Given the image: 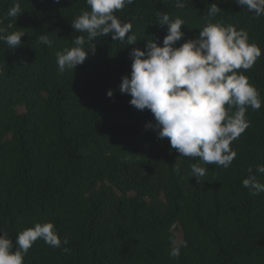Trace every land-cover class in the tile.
<instances>
[{"label": "trees", "instance_id": "trees-1", "mask_svg": "<svg viewBox=\"0 0 264 264\" xmlns=\"http://www.w3.org/2000/svg\"><path fill=\"white\" fill-rule=\"evenodd\" d=\"M16 3L21 12L11 17ZM213 3L221 11L210 15ZM84 11L86 0H0L3 35L24 32L15 49L0 40V234L15 250L22 231L53 223L61 246L37 239L23 264H264V192L242 184L250 168L264 183L256 171L264 165V14L236 0H134L114 15L131 23L135 44L98 36L94 54L60 72L57 52L87 39L72 27ZM158 13L184 21L176 48L220 24L245 30L261 49L250 69L236 70L261 107L247 106L250 126L231 143L236 157L227 168L180 156L158 138L153 114L119 91L132 49L146 51L151 39L162 46L167 28ZM46 34L51 46L39 41ZM193 164L207 169L199 183ZM173 241L178 258L170 256Z\"/></svg>", "mask_w": 264, "mask_h": 264}, {"label": "clouds", "instance_id": "clouds-1", "mask_svg": "<svg viewBox=\"0 0 264 264\" xmlns=\"http://www.w3.org/2000/svg\"><path fill=\"white\" fill-rule=\"evenodd\" d=\"M58 3L59 0H56ZM91 11L72 21L76 32L87 33L77 36L75 47L57 52V64L60 72L66 68L75 69L94 54L95 44L91 43L98 36H111L113 40L123 41L127 38L129 45L136 43V37L129 35L132 25L114 15L116 10L131 5L134 0H86ZM248 11L256 15L264 14V0H236ZM180 6H183L181 4ZM209 14L221 9L215 3L208 7ZM21 12L16 3L8 15L16 17ZM159 24L166 26L167 35L162 46L158 40H147L146 51L133 48L131 74L122 78L119 91L131 96L130 105L138 110H149L156 121L158 138H168L171 148L180 156L199 157L205 164H218L229 167L236 157L230 148L249 126L245 118L247 106L254 110L261 107L259 92L248 78L236 70L250 69L261 56V49L255 43L249 44L248 33L233 26L209 24L199 37L189 39L179 48L174 47L183 37L181 26L184 21L177 17L170 20L167 14L158 13ZM2 23V21H0ZM11 27V25H9ZM0 28V40L12 49L22 44L23 31L3 35ZM110 34V35H109ZM40 43L51 46L47 34L39 36ZM87 44V49L85 45ZM108 97L113 96L110 90ZM225 105H228L226 108ZM234 114H230L232 107ZM148 127H153L151 124ZM207 169L199 165L191 166L192 178L201 181ZM242 181L245 188H250L253 195L264 192V183L255 175ZM258 173L264 174V165H258ZM37 239H42L51 247H60L61 239L51 222L37 223L34 228L22 231L16 240L18 247L13 250V242L6 233L0 234V264H23L24 256ZM69 243L67 238L63 244ZM170 256L178 258L180 247L175 241ZM183 247H187L184 242ZM68 251L67 248L64 249Z\"/></svg>", "mask_w": 264, "mask_h": 264}, {"label": "rangeland", "instance_id": "rangeland-1", "mask_svg": "<svg viewBox=\"0 0 264 264\" xmlns=\"http://www.w3.org/2000/svg\"><path fill=\"white\" fill-rule=\"evenodd\" d=\"M19 111H21V109H18ZM174 234L176 235V240L179 241L181 239V231L178 228H175L174 230Z\"/></svg>", "mask_w": 264, "mask_h": 264}]
</instances>
